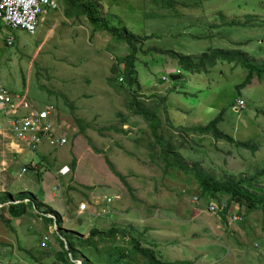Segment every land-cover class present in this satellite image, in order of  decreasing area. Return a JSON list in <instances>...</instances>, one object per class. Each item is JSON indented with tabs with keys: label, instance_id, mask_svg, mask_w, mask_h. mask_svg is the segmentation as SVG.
Here are the masks:
<instances>
[{
	"label": "rangeland",
	"instance_id": "rangeland-1",
	"mask_svg": "<svg viewBox=\"0 0 264 264\" xmlns=\"http://www.w3.org/2000/svg\"><path fill=\"white\" fill-rule=\"evenodd\" d=\"M79 1H94L111 25L135 37L159 38L144 43L137 53L136 85L120 89L122 62L131 53L129 47L96 30L86 17H67L69 6L62 0L58 11L48 10L41 16L35 36L23 29L0 27L3 84L14 98L27 99L34 108L54 104L57 133L60 139L69 140L53 148L56 155H46L44 161L32 152L28 164L23 166L20 161L17 165L18 171L3 172L0 166V181L9 177L0 186V204L7 207L5 199L15 200L12 204L23 199L34 207L48 205L43 189L51 187L57 199L66 202L64 233L87 239L95 229L101 234L114 227L120 232L133 229L135 238L143 235L141 247L149 248L144 242H153L158 252L178 264H264L263 212L243 210L246 223L231 216L226 225L219 215L209 214L208 200L198 197L195 181L189 186L188 175L178 169L165 173L151 117L132 109L138 104L156 112L160 120L157 135L176 146L182 144L175 154L189 167L197 165L219 180L249 178L264 168V81L256 78L242 87L247 71L227 62H219L208 72L190 73L176 59L149 50L174 51L178 57L194 60L214 51L242 53L256 64L264 63V52H260L264 0H173L174 9L166 0ZM231 21L249 27L225 25ZM179 34L184 37L178 38ZM9 38L14 40L12 47L6 45ZM181 74L179 82L171 80V75ZM238 87H242L241 97ZM133 97L136 102L130 101ZM242 102L249 104L247 109L237 107ZM223 110L220 130L236 142H259L255 154L224 139L176 129L206 124ZM32 161L39 170L35 174L29 169ZM73 162L80 163L76 177L75 170L63 173L65 164L73 167ZM249 164L255 168L249 169ZM24 167L25 173L18 177ZM57 172L64 178L56 183ZM46 173L49 181L46 175L43 178L48 183H43L39 178ZM82 203L87 208L83 212ZM8 207L0 209V239L3 234L6 237L0 240V263L69 264L59 258L58 229H50L36 208L27 206L26 214L8 225ZM129 239L117 236L101 242L97 238L100 255L89 248L74 262L106 264L118 246L128 248ZM137 259L127 264L146 262L141 255Z\"/></svg>",
	"mask_w": 264,
	"mask_h": 264
},
{
	"label": "trees",
	"instance_id": "trees-1",
	"mask_svg": "<svg viewBox=\"0 0 264 264\" xmlns=\"http://www.w3.org/2000/svg\"><path fill=\"white\" fill-rule=\"evenodd\" d=\"M65 3V6L68 7L67 17L80 19L81 17H86L87 20L94 26L96 30H101V32H105L108 36L114 38L118 42H122L126 44L130 49V55L123 59L122 64L124 65V70L122 73V81L119 83L120 89L122 88H130L137 83L136 79V63H137V53L143 50V44L149 42L152 38H159L157 35H153L150 38H139L135 37L134 34L127 32V30H120L117 26L111 25L110 21L104 17L99 6H97L94 1H83L79 0H62ZM167 5L173 8L172 2L173 0H166ZM175 6L177 4H174ZM177 11V8H175ZM228 27H237L238 29L247 28L249 24L247 23H238L235 21H231V23L225 24ZM212 28V27H211ZM210 28V29H211ZM219 28V27H213ZM212 28V29H213ZM220 29V28H219ZM184 37L183 34H179L178 38ZM176 38V37H175ZM188 39V38H187ZM195 40V39H194ZM139 46V48H138ZM152 52L159 53L161 55L167 54L172 57L174 60L176 59L182 70H187L190 73H202L208 72V69L216 68L219 62L228 64H236L239 67L245 69L248 73L247 79L242 85V87H247L251 85L256 78L259 81H264V63L256 64L251 61V59L242 53H226L221 51H214L211 54L203 55L201 58L194 60L189 58L178 57L176 52L171 51L167 52L160 48L149 49ZM261 53L264 52V47H261ZM147 53H144V55ZM181 78L183 74L180 75ZM172 80V79H171ZM173 81V80H172ZM179 82V80H176ZM181 81V80H180ZM238 87V97H241V88ZM131 102H136L137 98L133 97ZM233 103H237L233 101ZM239 104V103H238ZM245 106V107H244ZM249 106V104H248ZM248 106L246 103L239 104L237 107H243L247 109ZM167 107V106H166ZM135 109V114H145V117H151L152 126H153V134L156 143L160 146V155L159 158L165 164V173L169 174L170 169H178L182 171L185 175H188V180L186 183L189 186L193 185L192 181H195V184L198 186L199 190V198L203 200L211 199L213 201H217L220 207H222L223 203H225L226 212L218 211L219 216L221 217L223 222L228 223V219L230 216H238L241 223H246V219H244V212H249V214L256 212L258 210L263 212L264 215V195H259V192L264 193V189L260 188V185H263L264 182V168L261 170L253 171L252 175L247 178L245 176L241 177H230L228 179L219 180L215 175H211L201 169L198 168L197 165L189 167L187 164L182 162L180 158L175 154L180 146H176L172 140H166L164 135H157V129L160 126V120L156 115V112L149 111L141 108L138 104L137 107H132ZM223 110L219 115L208 121L206 124L196 125L193 127H178L176 129L182 133L193 132L202 136H212L215 140L220 141V139H224L229 143L235 144L238 148L251 149L252 153L255 154L258 151L259 142L255 140H251L248 142H236L233 137L225 134L220 130L219 124L223 119ZM238 113V112H234ZM255 141V142H254ZM152 149L154 151L155 145L152 144ZM152 157V156H151ZM76 162H73L72 171L75 170ZM248 168H255L252 164L248 165ZM189 180L191 182H189ZM70 190H73L71 187ZM27 200V198H24ZM23 199H18V204H12V199H5V204H8L9 215L12 219H19L25 214V210L27 206L33 209V204L29 201L26 204L22 201ZM225 201V202H223ZM6 205L2 208L5 211L7 208ZM38 210V216L43 220L44 223L50 227V225H54V227L58 229L57 238L58 242L62 247V252L59 254V258L64 263L76 264L74 261L79 259V254L81 251L92 249L100 255V249L98 250L97 238L101 239V242H105L106 240L112 239L113 237L121 236V237H130L128 248H124L122 246H118L116 252L109 253L106 264H127L130 263L132 259L138 260V255L146 258V262L144 264H178L177 262L171 261L164 256L162 252H158L157 245L150 241H145L144 243L150 245L149 248L141 247V243L139 238L143 237V235H139L138 238H135L133 235L136 232L133 229H125L123 232L118 231L115 227L112 228L107 234H101L99 230H92L87 239L79 238L75 233H64L63 232V218L62 216L54 211L48 206L43 204H38L34 207V209ZM244 210V212H243ZM96 211V210H95ZM55 215L56 218H52L51 216ZM243 216V217H242ZM3 219V218H2ZM244 219V220H243ZM239 223V222H238ZM134 237V238H133ZM124 239V238H123ZM131 247V248H129ZM108 249V248H107ZM82 264H93L90 260H85Z\"/></svg>",
	"mask_w": 264,
	"mask_h": 264
},
{
	"label": "built area",
	"instance_id": "built-area-1",
	"mask_svg": "<svg viewBox=\"0 0 264 264\" xmlns=\"http://www.w3.org/2000/svg\"><path fill=\"white\" fill-rule=\"evenodd\" d=\"M59 8V0H0V27L23 29L30 36H35L42 21L41 16L47 14L48 10L58 11ZM13 44L12 38L7 39V46L12 47ZM20 99L22 98H14L3 84L0 60V136L6 138L10 149L16 143L19 148L34 153L44 142L55 147L68 144L69 140L60 139L57 133L58 110L54 104L34 108L27 99ZM69 172V168L63 170L64 174ZM2 208L0 204V209ZM86 209L82 204L81 210ZM209 210L215 212V206L210 204ZM49 240L51 241L50 238ZM44 244L46 243L42 245Z\"/></svg>",
	"mask_w": 264,
	"mask_h": 264
},
{
	"label": "crops",
	"instance_id": "crops-1",
	"mask_svg": "<svg viewBox=\"0 0 264 264\" xmlns=\"http://www.w3.org/2000/svg\"><path fill=\"white\" fill-rule=\"evenodd\" d=\"M43 21H44V19H43ZM5 139L6 138H3L2 136H0V147H3L4 148L3 151H0V166H2L3 172H8L11 169L18 171L17 165L20 163V161H22V165L23 166H25L26 164H28V163H26V159H27L28 155H30L32 153V151H29L27 149H21V148H19V146L16 143H14L12 145L13 149H10L11 147L9 145V142L6 141ZM48 147L51 148V151H49V149H47ZM43 148H44V150H43ZM53 148H57V147L51 145V143L44 142L41 145V147L39 148V150L36 151L33 154H36L38 157H41L42 158L41 160L44 161V160H47V159H44V158H46V155H56L55 154V151L56 150H54ZM30 163H32V164L29 166V169L32 171V173L35 174V173L39 172L38 169H35V167H36L35 166L36 165L35 161H32ZM67 166H69V167L72 168V166H70L68 164H65L64 167H67ZM79 166H80V163L77 164V162H76V169L74 171V176L75 177H76V173H77L76 171L78 170ZM64 167H62V168H64ZM25 169H26L25 167L22 169V171L20 172V174L18 175V177H22L23 176V173H25ZM29 169H27L26 171H28ZM58 172H57V175H56V183L58 181H61L62 178H64V176L63 177L62 176H59L58 175ZM48 174L49 173H46L44 175H41L40 178H39V180L42 179L43 183H46V182L48 183V181H49ZM46 175H47V180L48 181L44 180V178H43ZM53 178H54V175L51 174V181H53ZM7 181H9V177L8 176H6L3 180L0 181V186L2 184H5L6 185L5 182H7ZM43 190H47V192H46V195L47 196H44V197H46L50 201V202H48V206L54 211V213L59 212V214L62 216V218L64 220L63 221V223H64L63 224V229H64L65 228V217H66L65 215L67 214L66 206L64 207V204H66V202L60 201V199H57L58 195L57 194H54L51 191V187H50V190H49V187L47 189H43ZM51 198H54V199L51 200ZM17 202H19V201H17ZM0 203H2V202H0ZM82 204H84V203H82ZM26 210H28V208H26ZM76 212H77V215L80 214V211L78 209H77ZM91 213L93 214L92 210H91ZM13 220H17V219H12L11 216L5 219L6 224H8V225L9 224H12L13 223ZM53 227H54V225H53ZM10 228L12 229L11 225H10ZM50 229H52V225H51ZM2 238L3 239H0V240H5L6 239V237H5L4 234H3V237ZM80 238H82V237H80ZM42 260H43V258H42ZM0 264H3V263H0Z\"/></svg>",
	"mask_w": 264,
	"mask_h": 264
},
{
	"label": "clouds",
	"instance_id": "clouds-1",
	"mask_svg": "<svg viewBox=\"0 0 264 264\" xmlns=\"http://www.w3.org/2000/svg\"><path fill=\"white\" fill-rule=\"evenodd\" d=\"M67 168H69L70 169V172L72 171V168L71 167H69V166H67L66 167V169ZM210 201H212L211 203H210ZM210 201H208V212H209V214H211V215H216V216H218L219 214H218V211H223V212H226V207H225V205H223L222 207H220L217 203H215V201H213V200H210ZM210 204H213L214 206H215V212H211L210 210H209V206H210ZM80 209H81V207H79ZM86 211V210H85ZM83 212V211H82ZM231 217V216H230ZM232 217H238V216H232ZM239 218V217H238ZM219 220H222L221 218H219ZM227 224V222H225V225ZM50 238V237H49ZM51 239V238H50Z\"/></svg>",
	"mask_w": 264,
	"mask_h": 264
},
{
	"label": "water",
	"instance_id": "water-1",
	"mask_svg": "<svg viewBox=\"0 0 264 264\" xmlns=\"http://www.w3.org/2000/svg\"><path fill=\"white\" fill-rule=\"evenodd\" d=\"M180 78H181L180 75H171V79H172L173 81L179 80ZM79 223L81 224V221H79Z\"/></svg>",
	"mask_w": 264,
	"mask_h": 264
}]
</instances>
